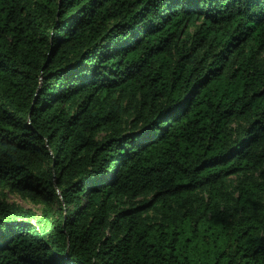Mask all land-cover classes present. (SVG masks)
Wrapping results in <instances>:
<instances>
[{
    "label": "trees",
    "instance_id": "1",
    "mask_svg": "<svg viewBox=\"0 0 264 264\" xmlns=\"http://www.w3.org/2000/svg\"><path fill=\"white\" fill-rule=\"evenodd\" d=\"M263 171L264 0H0V264H264Z\"/></svg>",
    "mask_w": 264,
    "mask_h": 264
},
{
    "label": "rangeland",
    "instance_id": "2",
    "mask_svg": "<svg viewBox=\"0 0 264 264\" xmlns=\"http://www.w3.org/2000/svg\"><path fill=\"white\" fill-rule=\"evenodd\" d=\"M127 106V103H123L122 105V109H121V115H122V122L123 125H126L127 122L129 123L131 120V113H130V108L128 106L127 110L124 111V108ZM105 133L101 132L99 134V138H101ZM260 175V174H259ZM264 178V171L262 173V176L260 177V180H262ZM234 182V181H233ZM5 196L7 197V199L15 204H18L20 206H22L25 209H31L34 212H36L37 214H40L44 208L46 207V203L44 201H36V200H32L30 198L24 197L20 194L17 193H13L10 191H5ZM54 208H57V206L54 204L53 205Z\"/></svg>",
    "mask_w": 264,
    "mask_h": 264
}]
</instances>
